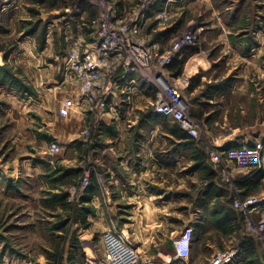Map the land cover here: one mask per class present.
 <instances>
[{"label":"rangeland","instance_id":"374dc122","mask_svg":"<svg viewBox=\"0 0 264 264\" xmlns=\"http://www.w3.org/2000/svg\"><path fill=\"white\" fill-rule=\"evenodd\" d=\"M88 1L91 12L80 21V32L84 33L91 30L90 22L102 10L101 1L113 6L117 14L131 15L133 10L148 0ZM152 1L146 9L148 21L144 32L152 41H158L162 50H172L176 45L177 51L167 66L166 73L173 84L181 85L179 88H182V95L189 105L190 117L196 124V135H191L178 122L154 112L151 104L146 103L145 99L154 100L155 87L143 80L139 74L137 87L146 89V93L144 89L140 93L131 87L136 100L134 99L129 113L126 109L127 103H124L119 114L126 123H159L163 127H159L160 130L154 133L160 135V138L164 137L167 131L175 135L176 125L183 129V157L179 153V160L173 159L171 169L157 174L167 176L168 184L174 185L170 191L175 190L177 174L179 183L182 181L180 179L184 178V205H178V208L176 204L173 205L175 211H169V224L164 227L158 225L159 223L151 224L150 219L155 216V212L146 211H135L132 225L123 224L127 220L124 215L130 214L128 211H122L124 215L120 216V211L114 215L104 209L103 218L100 220L96 215V207L90 201L91 196L87 195L93 177L102 188L107 187L104 172L97 162L101 157L97 155L96 148H89L100 133L101 121L95 120L97 111L81 110L85 117L83 126L80 124V118L74 120L73 116L77 113H73V109L65 116L60 115L59 108L57 116L49 109H46L42 116L36 115L30 106L33 99L28 98L34 89L29 75H26V69L5 63L2 67L4 74L15 78L22 86L19 89L23 92L18 101L0 99V264H105L101 235L106 229L120 233L139 250V264H155L160 259L159 254H171L169 249L155 245V242L159 237L164 238L162 234L168 239L170 232L183 223H186V226L196 225L193 233L201 234L205 242L208 241L213 246L208 251V258L201 264H207L212 255L226 248L236 250L233 259L227 264H264V245L247 227V223L255 224L260 215L245 214L233 204L234 198L243 200L247 196L262 193L264 168L258 171L248 170V174L256 173L257 177L243 188L240 178L247 169L239 170L231 164L225 166L223 162L214 163L210 158L211 152L219 147L213 145L215 137L228 132L230 127L244 126L249 128V133L254 136H257L260 129L264 132V37L258 55L252 50L258 43L255 39L256 31L252 32L261 18L256 17L261 16L256 10L259 6L253 7L252 10L248 4L244 17L232 23L234 28L248 26L250 33L240 31L235 34V29H226L219 38L210 39L204 38L203 35V30L208 29L210 25L207 18L211 15L218 21L220 12L227 6L224 0H203L201 2H205L208 7L202 5L192 10L185 9L179 16L168 3L157 7L158 0ZM22 2L23 13L30 19L23 21L24 23L16 20V26L19 29L24 26L25 33L31 28H38L35 33L36 42L38 45L43 44L47 23L63 11L58 9V13H53L54 8L49 9L47 4L41 8L35 0ZM63 4L61 1L58 3L60 8ZM163 8L169 12L170 18L159 24L156 14ZM33 25L35 26L32 27ZM64 32V28L59 35L52 32L61 62L60 78L58 77L56 82L61 79L63 72L62 59L67 46V36ZM184 35L190 37L182 44ZM21 37L8 35L2 43L0 55L7 58L19 45ZM199 65L207 67H199L200 71L196 73L195 69ZM180 76L183 79H191L189 83L184 84L185 81L178 80ZM241 77L246 78L241 81ZM54 88L58 92L67 88L73 91L71 87ZM221 90L232 91L234 94L211 106L209 99L217 96ZM138 106L142 108L139 109ZM80 116L82 117V114H79ZM67 120L74 123L70 125L71 123H66ZM166 124H170V127L165 126ZM67 125L72 127L71 131H75L76 145L81 144L82 147L75 154L68 151L64 147L66 144L61 141L70 132V126ZM52 126L54 130L64 134L58 141L62 148L57 154L48 152V143L54 139L48 136L46 130ZM85 128H89L88 134L82 133ZM254 130L257 131L252 132ZM148 133L151 132L143 131V134ZM256 140L264 142V138H261L254 139L253 143ZM174 142L166 139L164 146L169 147L170 152L176 151ZM241 143L248 145L247 142L230 145ZM160 145L161 143L156 148L157 152L162 150ZM86 175L88 184L83 187ZM197 203L205 206L201 224L198 223ZM176 236L178 235L175 234L171 238L172 248L173 238ZM173 264L187 262L176 260Z\"/></svg>","mask_w":264,"mask_h":264},{"label":"crops","instance_id":"0c3cea01","mask_svg":"<svg viewBox=\"0 0 264 264\" xmlns=\"http://www.w3.org/2000/svg\"><path fill=\"white\" fill-rule=\"evenodd\" d=\"M35 1L37 3L39 2L41 8L45 7L44 4H47L49 9L54 8L52 10L53 13H58V9L63 11L61 14H58V16H55L54 19H50L47 23L45 41L43 44L39 45L36 42L35 34L38 31V28L36 30L31 28V30L29 29L25 33L24 26H21L20 29L16 26V20L24 23L27 19H30L29 16L23 13L24 7L22 8L21 6V3H23L22 0H11L10 2H3L0 0V48L8 35L14 34L22 36L18 43L19 45L16 46V49L10 53L7 58L2 54L0 55V99H16L18 101L20 98V94H22L23 91L19 88H22V86L15 78H11L9 75L6 76L2 67L5 63L14 66L15 68L21 66L26 69V75H29L30 82L34 89V92H30L28 98L33 99L32 102H30V106L33 107V110L36 112L35 114L42 116L45 113V110L49 109L54 116H57L58 108L63 99L71 96L72 91L67 88V90L58 92L54 88V83L60 78L59 70L61 62L59 53L57 52L58 46L54 43L52 35L56 32L59 35L62 28L65 30L64 33H66L67 39L68 36L80 32V21L89 15L91 12V5L88 0ZM60 1L64 2L61 8L59 6L60 4L58 5ZM201 1L203 0H158L157 7H162V5L168 3L179 16L185 12V9L192 10L194 8L196 9V7H201L202 5L208 7L205 2ZM224 1L227 6L223 9V12H220L221 14L218 21H216L211 15L207 18L210 25L208 29L203 30L204 38H219L226 29H235V34H238L240 31L243 33L246 31L245 34L250 33L248 32V26L244 27L242 25L240 28H234L232 23L244 17L248 4H250L249 8L252 10L253 7L259 6L256 10L261 16L256 15V17L261 18L257 23V28L252 32L254 33L256 31L255 39L256 42H258L252 47V50H254V54L256 53L258 55V52L260 51L259 49L262 48V40L264 37V0ZM203 10L204 13H206V9L204 8ZM251 17L253 18L254 16ZM229 23H231V25ZM34 26L35 25L32 27ZM52 29H54V31H52ZM63 60L64 58L62 61ZM199 67L205 69L207 66H197V69H195L196 73L200 71ZM245 78L246 77H241V81H244ZM179 79H182L183 82L185 81V84L189 83L191 77L187 80L180 76L178 80ZM144 92L146 93V89H144ZM145 93L143 95H145ZM233 94L234 92L232 91L225 92L221 90L218 92L217 96L214 95L213 98L211 97L209 99V104L211 106L219 104L223 98L227 99ZM149 101L150 99H145L146 103H149ZM115 106H118L119 112L124 106L120 97L116 98ZM138 107L139 109L142 108V106ZM72 109L73 113H77L73 116V118H75L74 120L80 118V124L83 126L85 118L83 116L84 113L75 107ZM119 112L116 113L111 109L105 112H99L95 117L97 122L101 121L99 128L100 133L94 142L96 146L91 143L89 148H96L98 152L97 155L101 157L100 159H97V162L100 169L104 172L107 187L102 188L98 180L93 177L91 185L87 190V195L91 196L90 201L96 207V215L100 220L103 218L104 209H106L107 212H112L114 215L120 211V216L124 215L122 211H128L130 214L124 215L127 220L124 221L123 224L132 225L134 224L133 217L135 211H146L151 213L155 212L153 213L155 216H152L150 219L151 224L159 223L158 225L164 227L169 224V211H175L173 205L176 204L177 208L178 205H184L185 184L183 177L180 179V181L182 180L181 183H179V177L177 174L175 176L176 187L172 192L170 191V188L173 189L174 185L168 184L167 176L161 175L160 173L157 174V172L168 171L172 168L173 159L176 158L179 160V153L180 155L182 154L184 146L183 129L176 125L177 131L175 135L173 132L167 131V133L164 134V137L160 138V135L154 133L160 130L159 127H163L159 123L138 124L135 121L126 123ZM79 114H82V117H79ZM68 120L66 123H71L70 125L74 123V121L68 122ZM48 124L50 125L51 122ZM165 126L169 128L170 124H166ZM53 127L54 126L47 128L46 131L48 136L59 141L61 139L60 136L64 134L63 132L54 130ZM71 129L72 127L70 126V130H68L70 132H68L65 138L63 137L64 139L62 138L61 141L66 144L64 147H66L68 151L75 154L80 151L82 147L81 144L76 145L75 131L73 132ZM248 129L249 128L244 126L230 127L228 132L215 137L216 140L213 145H230L239 142H247L248 145H252L254 139L264 138V132L261 129L258 131L257 136L251 135ZM144 130L150 131L151 133L143 134ZM256 131L257 130H254L252 132ZM165 138L169 141H175L173 144L176 145V151L170 152V148L164 146L166 141ZM159 143H161L160 147L162 150L157 152L156 148ZM182 155L181 157H183ZM69 160L70 159H65V161ZM176 164H178V161ZM256 177V173L248 174V172H243L240 178L243 188H246V184L255 181ZM197 205V211L199 212L198 223L201 224L204 218L203 211L205 206L202 203H197ZM185 226L186 223H183L182 226L172 230L168 239H165V234H162V237L164 238L159 237L157 242H155V245L169 249L170 253H173V248L170 244L171 238L175 234L179 235ZM187 226H191L194 229L196 228V225ZM212 247L213 246L210 242H205L204 237L201 234L194 232L189 256L186 260L182 261H186L187 264H201L208 258V251Z\"/></svg>","mask_w":264,"mask_h":264},{"label":"built area","instance_id":"2783aa9c","mask_svg":"<svg viewBox=\"0 0 264 264\" xmlns=\"http://www.w3.org/2000/svg\"><path fill=\"white\" fill-rule=\"evenodd\" d=\"M152 2L146 1L133 10L131 15H122L117 14L113 6L101 1L102 10L90 22L91 30L68 36L63 72L54 86L71 87L73 91L71 96L63 99L59 107L60 115H67L73 107L80 111L96 110L97 113L112 109L118 113V106H115L117 97L121 98L122 103H127L126 109L129 112L136 100L131 87L140 93L143 89L137 87L139 74L155 87L154 100L149 101L154 112L178 122L191 135H196V124L190 117L189 105L182 95V88H179L181 85L173 84L166 73L177 51L176 45L172 50H162L160 43L152 41L144 32L148 21L146 9ZM156 18L162 24L170 18V14L163 8L156 14ZM189 37L184 35L182 44ZM88 132L89 128L82 131L84 134ZM61 148L56 140L48 143L50 154L59 153ZM210 158L214 163L223 162L225 166L231 164L239 170L258 171L264 168V142L256 140L252 145L241 143L219 146L211 152ZM87 184L86 175L82 186ZM233 204L245 214L260 215L255 224L247 223V227L264 245V190L259 195L247 196L243 200L234 198ZM192 235L193 228L185 226L173 238V253L159 254L160 259L155 264H173L176 260H186L190 253ZM101 242L105 264H139L140 253L137 248L120 233L106 229L102 232ZM235 254V249L226 248L212 255L207 264H227Z\"/></svg>","mask_w":264,"mask_h":264},{"label":"trees","instance_id":"16d2710c","mask_svg":"<svg viewBox=\"0 0 264 264\" xmlns=\"http://www.w3.org/2000/svg\"><path fill=\"white\" fill-rule=\"evenodd\" d=\"M90 4V3H89ZM245 244V243H244ZM246 246V249H247V244L245 245Z\"/></svg>","mask_w":264,"mask_h":264},{"label":"bare ground","instance_id":"6f19581e","mask_svg":"<svg viewBox=\"0 0 264 264\" xmlns=\"http://www.w3.org/2000/svg\"><path fill=\"white\" fill-rule=\"evenodd\" d=\"M138 250V249H137ZM138 252H139V250H138ZM140 253V252H139Z\"/></svg>","mask_w":264,"mask_h":264}]
</instances>
